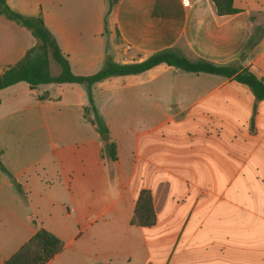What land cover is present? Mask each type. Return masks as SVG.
<instances>
[{
	"label": "crops",
	"instance_id": "obj_1",
	"mask_svg": "<svg viewBox=\"0 0 264 264\" xmlns=\"http://www.w3.org/2000/svg\"><path fill=\"white\" fill-rule=\"evenodd\" d=\"M6 1L44 20L76 75L174 50L264 80V0H234L229 15L211 0ZM38 43L0 14V74ZM49 68L62 72L52 53ZM91 96L72 82L0 90V264L40 229L63 243L46 264H264V99L167 63ZM143 191L151 226L133 223Z\"/></svg>",
	"mask_w": 264,
	"mask_h": 264
},
{
	"label": "trees",
	"instance_id": "obj_2",
	"mask_svg": "<svg viewBox=\"0 0 264 264\" xmlns=\"http://www.w3.org/2000/svg\"><path fill=\"white\" fill-rule=\"evenodd\" d=\"M215 3L220 15H229L239 12L234 6V0H211ZM112 6V2H111ZM0 14L32 30L39 39V43L31 48L24 58L15 66L9 67L0 74V90L19 82H26L31 87H37L47 83H79L89 91L90 101L92 86L110 76L136 74L143 72L157 64L167 63L187 72H204L225 77H234L239 83L248 85L258 100L264 99V80L248 69L238 70L229 66H217L206 61L191 62L174 50H165L152 54L141 63L120 64L111 58H107L103 68L92 75H76L69 66L57 46L51 32L45 26L41 17H28L13 8L6 0H0ZM252 40H249L251 44ZM52 53L56 61L61 65L62 72L53 76L49 68V54ZM95 115V122L100 134H108V128L98 115L95 107L91 105ZM111 160H116V147L112 143L109 146ZM0 168L5 167L0 161ZM133 223L139 226H151L155 223L152 196L149 191H143L139 197ZM63 249V243L51 232L40 229L25 243L15 254L3 264H46Z\"/></svg>",
	"mask_w": 264,
	"mask_h": 264
},
{
	"label": "water",
	"instance_id": "obj_3",
	"mask_svg": "<svg viewBox=\"0 0 264 264\" xmlns=\"http://www.w3.org/2000/svg\"><path fill=\"white\" fill-rule=\"evenodd\" d=\"M106 53H107L108 55H111V56H112V55L114 54V50L108 45V51H107ZM148 57H149V56H148ZM148 57H146V58H144V59H141V60H139V59L130 60V61H128V64L141 63V62L145 61ZM115 61L119 62L120 59H119V58H116ZM102 137H103V139H107V138H108V135L105 134V135H102Z\"/></svg>",
	"mask_w": 264,
	"mask_h": 264
},
{
	"label": "rangeland",
	"instance_id": "obj_4",
	"mask_svg": "<svg viewBox=\"0 0 264 264\" xmlns=\"http://www.w3.org/2000/svg\"><path fill=\"white\" fill-rule=\"evenodd\" d=\"M115 1V0H113ZM108 45L111 47V45L109 44L108 41L105 42V53L108 51ZM120 54H122V50L119 52ZM55 70V69H54Z\"/></svg>",
	"mask_w": 264,
	"mask_h": 264
},
{
	"label": "built area",
	"instance_id": "obj_5",
	"mask_svg": "<svg viewBox=\"0 0 264 264\" xmlns=\"http://www.w3.org/2000/svg\"><path fill=\"white\" fill-rule=\"evenodd\" d=\"M128 49H129V48H128V47H126V49H125V50L127 51Z\"/></svg>",
	"mask_w": 264,
	"mask_h": 264
}]
</instances>
